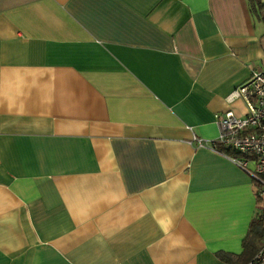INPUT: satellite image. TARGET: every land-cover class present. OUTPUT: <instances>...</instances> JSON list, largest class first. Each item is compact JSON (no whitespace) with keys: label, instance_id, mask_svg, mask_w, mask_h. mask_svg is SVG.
<instances>
[{"label":"crops","instance_id":"crops-1","mask_svg":"<svg viewBox=\"0 0 264 264\" xmlns=\"http://www.w3.org/2000/svg\"><path fill=\"white\" fill-rule=\"evenodd\" d=\"M253 71L248 0H0V264H245L256 182L190 141Z\"/></svg>","mask_w":264,"mask_h":264},{"label":"built area","instance_id":"built-area-1","mask_svg":"<svg viewBox=\"0 0 264 264\" xmlns=\"http://www.w3.org/2000/svg\"><path fill=\"white\" fill-rule=\"evenodd\" d=\"M239 100L246 106L244 114L233 108L215 114L219 136L210 146L197 135L190 142L225 155L249 173L256 182L258 197L264 201V71H253L227 97L230 105ZM247 264H264V245Z\"/></svg>","mask_w":264,"mask_h":264},{"label":"trees","instance_id":"trees-1","mask_svg":"<svg viewBox=\"0 0 264 264\" xmlns=\"http://www.w3.org/2000/svg\"><path fill=\"white\" fill-rule=\"evenodd\" d=\"M249 6L252 14L257 17L260 21L264 22V0H248ZM260 202L263 203V206L259 209L257 212V215L255 216L254 220L252 221L251 228L249 230V233L247 237L244 240V254L249 255L252 254V248L256 247V254L245 264L248 263V261H251L262 249L263 242H264V201L258 197ZM262 246V247H261ZM225 259L229 260L228 255L223 256ZM231 257V256H230ZM247 257H241V259H245Z\"/></svg>","mask_w":264,"mask_h":264}]
</instances>
